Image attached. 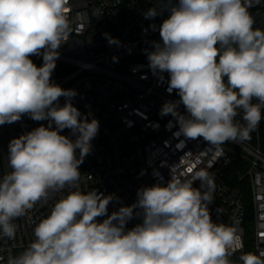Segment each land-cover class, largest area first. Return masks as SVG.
<instances>
[{"label": "clouds", "instance_id": "1", "mask_svg": "<svg viewBox=\"0 0 264 264\" xmlns=\"http://www.w3.org/2000/svg\"><path fill=\"white\" fill-rule=\"evenodd\" d=\"M254 2L153 0L143 13L148 20L161 17L148 67L166 73L169 90L179 96L162 105L161 115H171L185 138H203L210 147L243 142L264 119V29L254 26ZM68 3L0 0V125L24 115L48 122L9 142L0 176V238L14 239L17 218L67 189L7 264H264V253L232 259L242 243L233 226L211 218L215 183L207 170L181 177L172 166L169 179L140 187L133 204L110 214L115 194L81 189L80 165L99 121L73 104L75 89L52 80L71 31ZM33 55H42L40 66ZM134 218L141 222L128 228Z\"/></svg>", "mask_w": 264, "mask_h": 264}, {"label": "built area", "instance_id": "2", "mask_svg": "<svg viewBox=\"0 0 264 264\" xmlns=\"http://www.w3.org/2000/svg\"><path fill=\"white\" fill-rule=\"evenodd\" d=\"M152 6L153 0H69L71 31L59 49L52 80L64 89H75L73 104L82 114H89V119L95 117L99 121L92 151L80 165V187L115 194L118 199L109 204L110 214L121 204H133L140 187L160 178L169 179L172 166L181 177L207 170L215 183L214 198L208 205L211 218L215 223L233 226L242 243V249L232 259L247 252L245 193L253 215V252L260 255L264 253V154L260 144L228 141L210 147L203 138H185L171 115H161L162 105L179 96L169 90L166 73L157 76L148 67L146 53L159 35L161 21V17L148 20L143 15ZM249 11L254 26L264 29V0L254 2ZM105 33L118 39L119 45L109 44ZM114 58L131 61L123 72L102 66ZM31 59L37 66L43 63L42 55ZM60 103H64L63 97ZM180 111L184 112L183 105ZM236 119L243 123L240 116ZM47 123L24 115L20 121L0 125V176L7 171L10 140ZM263 127L264 119L254 130L257 135ZM62 134L70 135V130L65 129ZM231 144L249 157L234 150ZM245 182L246 187H242ZM199 186L197 180L194 187ZM66 194L67 189L51 194L47 202L37 203L14 221L15 238H0V264H7L9 256L18 255L27 247L34 239L36 224ZM140 222L134 218L127 227Z\"/></svg>", "mask_w": 264, "mask_h": 264}, {"label": "rangeland", "instance_id": "3", "mask_svg": "<svg viewBox=\"0 0 264 264\" xmlns=\"http://www.w3.org/2000/svg\"><path fill=\"white\" fill-rule=\"evenodd\" d=\"M159 40H160V36L156 37L153 41H159ZM151 47H152V43H151ZM130 61L131 60H127V59H113V60H110V61H107V62L103 63L102 66H104L105 68L111 69L113 71H116V72H123V70L128 66ZM261 133H262V131L259 132V134L257 135V132L253 131L251 133V139L246 140V141L251 146H258L260 144V139H261V136H262ZM232 148L234 150L241 151L246 157H249V154L247 152H244L243 150H240L235 145H232ZM245 227H246L245 242H246V246H247V251L253 252L252 240H253V236H254V234H253L254 226H253V222H252L251 219H249L247 221Z\"/></svg>", "mask_w": 264, "mask_h": 264}, {"label": "trees", "instance_id": "4", "mask_svg": "<svg viewBox=\"0 0 264 264\" xmlns=\"http://www.w3.org/2000/svg\"><path fill=\"white\" fill-rule=\"evenodd\" d=\"M158 36H160V35H158ZM238 121V120H237ZM262 131V136H261V139H260V147H261V150H262V152H263V154H264V127L260 130V132ZM237 162V161H236ZM238 163V162H237ZM240 166V165H239ZM236 170H237V167H236V169L234 168L233 169V172L234 173H236ZM242 187H246V182L242 185ZM246 189V188H245ZM245 192H246V190H245ZM244 200H245V202H246V205H247V213H248V215H247V217H248V220L249 219H251L252 220V208H251V204H250V199L248 198V193H245V196H244ZM247 252H251V251H247ZM246 252V253H247ZM252 253H254V252H252Z\"/></svg>", "mask_w": 264, "mask_h": 264}, {"label": "snow or ice", "instance_id": "5", "mask_svg": "<svg viewBox=\"0 0 264 264\" xmlns=\"http://www.w3.org/2000/svg\"><path fill=\"white\" fill-rule=\"evenodd\" d=\"M189 171H191V169H189Z\"/></svg>", "mask_w": 264, "mask_h": 264}]
</instances>
